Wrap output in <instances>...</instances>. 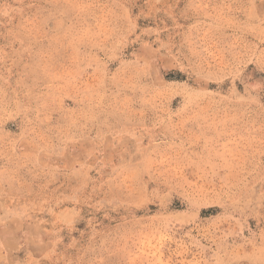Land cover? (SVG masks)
<instances>
[{
	"label": "rangeland",
	"instance_id": "rangeland-1",
	"mask_svg": "<svg viewBox=\"0 0 264 264\" xmlns=\"http://www.w3.org/2000/svg\"><path fill=\"white\" fill-rule=\"evenodd\" d=\"M0 264H264V0H0Z\"/></svg>",
	"mask_w": 264,
	"mask_h": 264
}]
</instances>
